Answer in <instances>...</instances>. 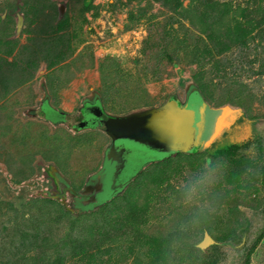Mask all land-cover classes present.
<instances>
[{"label":"rangeland","instance_id":"rangeland-1","mask_svg":"<svg viewBox=\"0 0 264 264\" xmlns=\"http://www.w3.org/2000/svg\"><path fill=\"white\" fill-rule=\"evenodd\" d=\"M35 65L0 102V264H264V0H0V79ZM188 94L213 121L192 154L74 128L86 98Z\"/></svg>","mask_w":264,"mask_h":264},{"label":"water","instance_id":"water-1","mask_svg":"<svg viewBox=\"0 0 264 264\" xmlns=\"http://www.w3.org/2000/svg\"><path fill=\"white\" fill-rule=\"evenodd\" d=\"M189 97L188 94L183 103L176 96L158 107L121 116L106 114V117L102 118L103 109L93 105V102H89L85 111H89L96 119L91 125L97 123L103 127L114 146L118 141H127L160 153L186 154L199 146L200 136L206 133L213 122L205 120V113L201 115L198 109L185 106ZM201 100L209 110V106L202 98ZM47 103L49 104V101ZM222 109L224 108L220 110ZM87 125V122H80L76 129H84Z\"/></svg>","mask_w":264,"mask_h":264},{"label":"trees","instance_id":"trees-1","mask_svg":"<svg viewBox=\"0 0 264 264\" xmlns=\"http://www.w3.org/2000/svg\"><path fill=\"white\" fill-rule=\"evenodd\" d=\"M60 22H62V21H60ZM44 51H46L45 54L49 55L50 53H52L53 49L52 48H46ZM62 54H63V50H60L59 55H62ZM46 58L50 59V57H46ZM62 58H63V56H59L58 59H62ZM50 61H53V60L50 59ZM55 62H56V60H55ZM36 71H37V65H35V69H33L32 72H30V75L28 77H26V78H18L17 76L8 75L5 79H0V81L2 82V87L0 88V102L6 101L8 99V97H10L17 89H19L23 85L31 82L34 79ZM193 79L195 80V82L197 84V87H198V88H196V90L201 94V98L203 99V101L205 99H209L210 101H212V98H210L209 95L206 94L208 92L207 89L208 90L211 89L210 86L207 85V84L204 85L202 83V80H201L200 76H194ZM46 97H47L46 99L49 100L48 96H46ZM170 98H176V96L173 95ZM43 104H44V106H41L40 111H39L40 114L38 113L42 118H44V119L47 118L48 115L46 116V114H45L46 111H49V113L55 112V113H59L60 115L62 114V112L55 110L51 106L48 107V105H45V101L43 102ZM220 104H222V102ZM45 106H46V109H45ZM102 129H103V127H102ZM234 148H235V146L221 148L220 150L216 151V153H217L216 156H218L220 154H223L224 152L232 151V150H234ZM196 149H197L196 151H198L200 149V144H199V146ZM196 151L194 149L192 152L186 153V154H192V153H195ZM168 155H172V156H176L177 155V156H179V155H181V153L168 154ZM168 158L172 159L170 156ZM262 172H263V177H264V168H263ZM30 173H32V172H30ZM140 175H143V173H141ZM153 175L154 176L152 177V181L156 183V181L158 180L157 172H155V174H153ZM103 206H105V205H103ZM165 244L166 243H158V244H156V246L152 250V254L156 255V254H158V252L163 251L164 248H165ZM256 245L257 244H255L252 247V249L250 250V253H252V251H254V249L256 248ZM163 262H164L163 264L166 263L165 260Z\"/></svg>","mask_w":264,"mask_h":264},{"label":"flooded vegetation","instance_id":"flooded-vegetation-1","mask_svg":"<svg viewBox=\"0 0 264 264\" xmlns=\"http://www.w3.org/2000/svg\"><path fill=\"white\" fill-rule=\"evenodd\" d=\"M89 102H93L94 104L93 105H95V106H100L102 109H103V107H102V105H96V103H95V98L94 99H89V98H86L84 101H83V103H82V106L80 107V110H79V113H80V115H81V120L79 121V123L80 122H82V121H84V119L86 118V119H89L90 120V122H88V125L85 127L86 129H91V126L95 129V128H100V129H102V127L101 126H99L97 123H95L94 125H91L92 123H94L95 121H96V119H94L93 118V116H91L90 115V113H89V111H85V109L88 107V105H89ZM42 106H44V104H42ZM94 106V107H95ZM48 107H50V106H48ZM103 111H104V109H103ZM48 113H49V111H47ZM228 113V112H227ZM63 114V113H62ZM61 114V116H63ZM106 114L107 113H105V111H104V115H103V117L102 118H105L106 117ZM64 117H66V116H64ZM47 120V119H46ZM65 121H66V119H64ZM49 121V120H48ZM64 121H62V123H63ZM61 123V124H62ZM78 123V124H79ZM77 124V125H78ZM89 124L91 125V126H89ZM77 125H76V127H77ZM75 126H74V128H76ZM77 130H79V129H77ZM103 130V129H102ZM120 153V149H119V146H115V154H117V153Z\"/></svg>","mask_w":264,"mask_h":264},{"label":"crops","instance_id":"crops-1","mask_svg":"<svg viewBox=\"0 0 264 264\" xmlns=\"http://www.w3.org/2000/svg\"><path fill=\"white\" fill-rule=\"evenodd\" d=\"M47 98V97H46ZM49 99V98H48ZM43 102L44 101H42L41 102V106H42V104H43ZM56 110V109H55ZM33 113H35V114H33ZM39 114H40V112H38ZM37 113V111L36 110H30V112H29V116H31V117H33V119H35V118H37V119H39V117H41L39 114ZM42 118V117H41ZM44 119V118H43ZM44 121L46 122V124H51L52 126H54V127H58L60 124H57V125H55V124H52L51 122H49L48 120H46V119H44ZM110 142H111V139H110ZM43 143V142H42Z\"/></svg>","mask_w":264,"mask_h":264},{"label":"bare ground","instance_id":"bare-ground-1","mask_svg":"<svg viewBox=\"0 0 264 264\" xmlns=\"http://www.w3.org/2000/svg\"><path fill=\"white\" fill-rule=\"evenodd\" d=\"M233 112V111H232ZM231 113L230 112H228V116H226L222 121L224 122L226 119H228L229 118V115H230Z\"/></svg>","mask_w":264,"mask_h":264}]
</instances>
